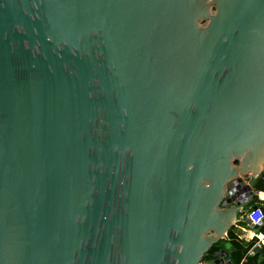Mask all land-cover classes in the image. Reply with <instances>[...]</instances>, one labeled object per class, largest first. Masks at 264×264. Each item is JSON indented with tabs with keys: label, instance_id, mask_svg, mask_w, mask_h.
I'll return each instance as SVG.
<instances>
[{
	"label": "water",
	"instance_id": "1",
	"mask_svg": "<svg viewBox=\"0 0 264 264\" xmlns=\"http://www.w3.org/2000/svg\"><path fill=\"white\" fill-rule=\"evenodd\" d=\"M257 180L264 0H0V264H200Z\"/></svg>",
	"mask_w": 264,
	"mask_h": 264
},
{
	"label": "trees",
	"instance_id": "2",
	"mask_svg": "<svg viewBox=\"0 0 264 264\" xmlns=\"http://www.w3.org/2000/svg\"><path fill=\"white\" fill-rule=\"evenodd\" d=\"M255 188L259 192L260 190L264 191V185L258 184ZM255 200L256 199L253 197L252 202ZM240 225L242 227H246L245 223H241ZM233 230V227H230L226 234V240L224 241V239H222L212 244L210 249L203 255L201 260L210 261L214 259L215 253L222 249L226 243H229L232 246V248L229 250V257L232 264H240L244 258L246 264H264V246L260 247V249H256L252 256H247L248 251L253 247L256 240L248 243L239 241L236 238ZM257 233L263 234L264 236V219L262 226L258 228Z\"/></svg>",
	"mask_w": 264,
	"mask_h": 264
},
{
	"label": "crops",
	"instance_id": "3",
	"mask_svg": "<svg viewBox=\"0 0 264 264\" xmlns=\"http://www.w3.org/2000/svg\"><path fill=\"white\" fill-rule=\"evenodd\" d=\"M251 180H252V178H248L247 181L245 180V183H249V182H251ZM258 184L264 185L263 183H261V182H259L257 180V182L255 184V187ZM255 187H254V194H253L252 198L254 197L256 200L252 202V199H251V201L244 206V210L242 211V213L238 214L236 220L233 223V226H231L234 229L233 231H234V234H235L236 238L239 241H243V242H246V243L253 241V240L250 241L248 239L254 233H256V235H257L258 234L257 233L258 230L255 231V232H253V230H249V227L246 224L245 214L254 205L259 206V207H264V191L260 190V192H259V191L256 190ZM241 223H245L246 227H242L240 225ZM258 235H262L263 236V234H258ZM225 240H226V236L224 237V241Z\"/></svg>",
	"mask_w": 264,
	"mask_h": 264
},
{
	"label": "built area",
	"instance_id": "4",
	"mask_svg": "<svg viewBox=\"0 0 264 264\" xmlns=\"http://www.w3.org/2000/svg\"><path fill=\"white\" fill-rule=\"evenodd\" d=\"M261 208H264V207L257 206L256 209L250 208L245 214V219L248 220L251 225L256 226L257 228L262 226L263 219H264V214L262 213ZM249 230H253V229L249 227ZM253 232L255 231L253 230ZM248 240L250 241L256 240V242L254 243L253 247L247 253V256H252L254 252L256 251V249H260V247L264 246V236L262 235H258V234L256 235V233H254L250 236ZM207 263L208 261H202V260L200 261V264H207ZM240 264H246L245 258L241 261Z\"/></svg>",
	"mask_w": 264,
	"mask_h": 264
}]
</instances>
